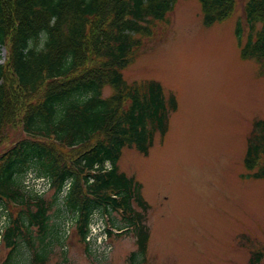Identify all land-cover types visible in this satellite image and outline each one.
<instances>
[{"label":"trees","instance_id":"1","mask_svg":"<svg viewBox=\"0 0 264 264\" xmlns=\"http://www.w3.org/2000/svg\"><path fill=\"white\" fill-rule=\"evenodd\" d=\"M174 1L0 0V145L9 129L22 134L0 151L3 264H13L19 248L29 254V264H48L65 243L64 214L87 252L98 214L109 217L113 228L132 232L136 249L128 259L144 260L150 206L142 184L118 162L124 148L148 155L155 136H165L177 102L157 80L127 82L122 72L141 46L137 36H149ZM199 2L206 27L229 17L235 5ZM243 12L244 40L241 21L234 29L240 56L255 60L264 74V0H245ZM106 86L111 92L104 96ZM243 165V177L264 179V118L252 122ZM30 172L49 181V197L25 188ZM262 261L264 244L248 259Z\"/></svg>","mask_w":264,"mask_h":264},{"label":"rangeland","instance_id":"2","mask_svg":"<svg viewBox=\"0 0 264 264\" xmlns=\"http://www.w3.org/2000/svg\"><path fill=\"white\" fill-rule=\"evenodd\" d=\"M244 2L235 0L229 17L206 27L199 0H175L149 36H137L141 46L122 72L127 82L157 80L177 102L165 136H155L148 155L124 148L118 162L142 184L150 206V238L139 264H249L251 252L264 244V179L243 177L246 137L253 120L264 118V74L255 60L241 58L234 34L241 21L245 38ZM1 55L3 60L6 48ZM110 92L103 88L104 96ZM21 136L9 129L0 151ZM33 184L34 192H45L39 179ZM114 216L118 222L119 214ZM62 217L65 243L55 247L48 264H132V232L112 229L109 217L96 214L87 252ZM104 226L111 236L101 233ZM19 251L13 264H29L27 251ZM6 257L0 247V264Z\"/></svg>","mask_w":264,"mask_h":264}]
</instances>
